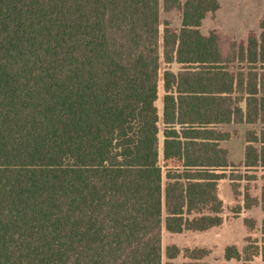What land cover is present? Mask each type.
<instances>
[{
    "label": "trees",
    "instance_id": "1",
    "mask_svg": "<svg viewBox=\"0 0 264 264\" xmlns=\"http://www.w3.org/2000/svg\"><path fill=\"white\" fill-rule=\"evenodd\" d=\"M218 7L0 0V264H205L203 248H163L162 230L221 225L229 164L212 127L264 123V12L258 35L229 56L246 70L232 75L217 34L199 29ZM172 10L179 27L161 32ZM161 61L179 70L163 76L160 163ZM246 141L243 167L264 170V129ZM252 205L260 235L226 247V259L264 262V184Z\"/></svg>",
    "mask_w": 264,
    "mask_h": 264
},
{
    "label": "rangeland",
    "instance_id": "2",
    "mask_svg": "<svg viewBox=\"0 0 264 264\" xmlns=\"http://www.w3.org/2000/svg\"><path fill=\"white\" fill-rule=\"evenodd\" d=\"M219 7L211 14H208L202 21L200 31L207 34L208 31H214L220 43L224 58L240 55L241 49L245 45L246 39L250 35L257 36L259 33V21L264 11V0H217ZM160 29L163 31L167 24L172 29H177L180 24V12L177 10L161 11ZM230 70L239 69L241 64L237 61L226 62ZM176 71L179 65L171 63L169 65L161 61L160 78L158 86L164 81L165 70ZM159 91L156 102L160 109L161 96ZM254 130H260L264 124L256 123L250 125ZM163 125L159 119L158 142L162 141ZM248 127L230 123L222 125L221 130L225 131L229 138L223 143V146L230 153V164L225 170V177L220 180L218 194L222 199V223L215 229L207 231H184L181 233H170L162 230V247L169 244L177 246H203L208 249L209 254L206 261L209 264H242L241 261H227L223 257L224 247L236 245L241 248L243 239L248 236V228L245 224L247 218L254 221L261 220V212L256 208L248 210L246 208L249 195L254 197L258 193V188L263 182L261 179L263 173L244 171L240 164V154L242 146V137ZM244 138V137H243ZM160 151V147H159ZM161 156L159 161L161 163ZM255 175V176H254ZM251 232V231H250ZM225 247V248H226ZM251 264H263L259 257L253 259Z\"/></svg>",
    "mask_w": 264,
    "mask_h": 264
},
{
    "label": "crops",
    "instance_id": "3",
    "mask_svg": "<svg viewBox=\"0 0 264 264\" xmlns=\"http://www.w3.org/2000/svg\"><path fill=\"white\" fill-rule=\"evenodd\" d=\"M264 12V11H263ZM263 15V14H262ZM205 19V18H204ZM203 19V20H204ZM202 24V23H201ZM258 27H259V24H258ZM199 29H200V27H199ZM210 31H208V33H209ZM202 33V32H201ZM207 33V34H208ZM203 34V33H202ZM206 35V34H205ZM248 39V38H247ZM247 39H246V41H247ZM246 41H245V44H246ZM220 44V43H219ZM245 46V45H244ZM243 46V47H244ZM220 49H221V47H220ZM221 54H222V49H221ZM234 55H236V54H234ZM222 56H223V54H222ZM223 58H224V56H223ZM231 61H237V62H239L240 64H241V67L239 68V69H235L234 71H232V70H230L229 69V67L226 65V70L230 73V74H232V75H237V74H239V73H241V72H243V71H246L245 70V68H244V62L241 60V59H239L238 57H235V58H232L231 59ZM179 70V69H178ZM178 70H176V71H173V70H171V69H169V71H171L172 73H174V74H177V72H178ZM160 78V77H159ZM160 89H162V92H160V96H161V106H160V109H159V107L157 106V104H156V102H157V100H158V97H157V100L155 101V106H156V108H157V113H158V116H159V119H160V121H161V123H162V125H163V132H162V141L161 142H159L158 143V148L160 147V151H159V155L162 157V153H163V151H162V147H163V140H164V129H165V127L167 126L165 123H164V121H163V114H164V96H165V94H166V91H165V87H164V81H162V83H160L159 84V86H158V96H159V91H160ZM235 94H233L232 96H234ZM238 105H240V107L242 108V109H244L245 108V102H244V100L243 101H241V102H238ZM230 123H235V124H241V125H244V126H246V127H248L247 129H246V132L243 134V137H242V146H241V154H240V164H241V167L243 168V170L244 171H247V172H255V174H257V173H260V172H262L263 173V176H262V180H263V182L260 184V186H259V188H258V193H257V195L256 196H254V197H251L250 195H249V197H248V199L249 200H252V199H256V198H258L259 197V193H260V187L262 186V184H264V170H262L261 168H258V169H253V170H247L245 167H243V165H242V160H243V157H244V152H245V147H246V145H247V141H246V136H247V133L248 132H255V133H258L259 131H261L262 129H264V127L263 128H261L260 130H254L253 128H251V126L250 125H253V124H256V123H260V122H254V123H249V122H245V121H242V122H236V121H231V122H228V123H220V124H217L215 127H212L214 130H216L217 132H219V133H222L223 135H224V139H222V140H220L219 141V146L222 148V149H224L225 150V152H226V159H227V162H228V164H230V153H229V151H228V149L226 148V146L224 147L223 146V143L226 141V140H228V138H229V135L225 132V131H223V130H221L220 129V127L222 126V125H226V124H230ZM260 124H264V123H260ZM176 128L177 129H179V126L178 125H176ZM228 167H229V165H228ZM227 167V168H228ZM226 168V169H227ZM225 172V171H224ZM255 176V175H254ZM219 184H220V180H219V182H218V184H217V194H218V188H219ZM218 197H219V199L222 201V199L220 198V196H219V194H218ZM246 208L248 209V210H250V209H253V208H256L258 211H260L261 212V220H262V217H263V212H262V210L260 209V207L259 206H255V205H252V206H246ZM220 215H222V212H221V214ZM247 220H252V219H249V218H247ZM261 220L260 221H254V224H255V227L253 228V229H249V227L247 226V224H246V220H245V224H246V226H247V228H248V230H249V234H248V236H251V237H259V231H258V227H259V225H260V222H261ZM219 227V226H218ZM215 228H217V227H214V228H211V229H215ZM208 230H210V229H208ZM205 231H207V230H205ZM251 231V232H250ZM184 232V231H183ZM191 232H198V231H191ZM247 236V237H248ZM247 237H245V239L247 238ZM245 239H243V244H242V246H241V248H238L236 245H229V246H234V247H236L238 250H241L242 248H243V246L245 245ZM169 245H171V244H169ZM173 245H175V244H173ZM168 246V245H167ZM177 246V245H176ZM166 247V246H165ZM164 247V248H165ZM179 248H185V247H198V248H203V249H205V250H207V255L204 257V259L202 260L205 264H209L207 261H206V257L208 256V254H209V251H208V249L207 248H205V247H203V246H196V245H194V246H182V247H180V246H178ZM226 247V246H225ZM225 247H224V249H223V257L225 258V256H224V251H225ZM257 257H259V256H257ZM256 258V257H255ZM260 258V257H259ZM226 259V258H225ZM261 259V258H260ZM227 261H232V260H237V259H226ZM177 261L178 262H182L183 261V259H182V257H179L178 259H177ZM238 261H241V260H238ZM253 261V260H252ZM251 261V262H252ZM262 261V260H261ZM251 262H250V264H251ZM241 263H242V261H241ZM262 263L264 264V262L262 261ZM243 264V263H242Z\"/></svg>",
    "mask_w": 264,
    "mask_h": 264
}]
</instances>
